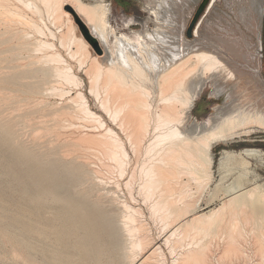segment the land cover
Returning a JSON list of instances; mask_svg holds the SVG:
<instances>
[{
	"label": "bare ground",
	"instance_id": "6f19581e",
	"mask_svg": "<svg viewBox=\"0 0 264 264\" xmlns=\"http://www.w3.org/2000/svg\"><path fill=\"white\" fill-rule=\"evenodd\" d=\"M20 1H16L18 7L22 4ZM57 1L45 0L44 7L48 13L51 11L47 15L51 16L53 25L60 20L61 15L67 17L66 32H62L61 29L58 34L48 26H44V29L34 21L35 19L26 16L28 19L25 21V15L20 13L22 11L16 9L12 11L14 6L10 4V0H0V7H4L9 14L22 18L23 22L25 21L23 25L26 26L20 30L17 29L18 26L14 27L18 31L13 30L11 26L5 28L13 20L7 18L10 22L5 24L4 31H0V131L7 140H14L17 137L21 138L20 135L23 137L21 133L16 137L17 132L26 133L24 127H27L25 137L27 139L21 138L25 139L21 142L15 140L18 142L15 143L18 144L15 154L25 158L22 163L27 164V167L23 169L27 173V181H30L29 184L33 187L31 191L33 194L30 195L27 205L30 232L34 230L41 236L54 238L57 246L52 247L50 253L57 264H68L70 252L65 246L69 235L76 236L75 241L70 244L73 246L77 264H96L106 256L110 264H211L207 254L208 244L203 242L200 235L211 236V233L217 235L219 232L226 239L223 255L231 256L232 252V256L237 257L239 254L233 255V252L242 251V247L250 243L249 241L245 243L244 237L250 230L255 231L253 227H250L249 231L245 230L246 220H254H250L247 216L249 214L241 208L243 209L244 205L250 206V201H253L254 197L258 202L264 203V187L255 184L249 190L236 193L238 186H235V190L231 188V193L228 192L229 194L218 204L209 207L207 212L196 214L193 208L198 201H192L188 180L194 179L198 186L207 184L212 173V148L219 144L227 145V142L240 137L242 133L248 134L254 130H250V127L255 125L264 127V109L253 113L238 108L224 113L218 112L217 116L215 115L216 119L213 114L203 122H193L192 134L196 132L194 127L199 129L193 135L190 132L181 133L176 128V125L185 121L186 117L189 118L195 100L203 89L204 81H207L199 79L202 78L201 73L205 74V78L213 77L211 78L213 81L219 72L227 67L217 51L222 47L227 49L229 44L223 40L224 38L216 36L213 40L210 33L203 36V39L200 38L201 40H191L184 36L187 23L199 0H149L144 9L153 17L152 21L156 23V27L149 30L147 25L140 31L116 34L112 41L108 36L110 32L106 30L108 26L106 16L110 3L94 0L97 3L86 4L82 0H70L76 15L98 40L104 51L103 55L98 53L97 45L94 48L84 39L83 34L77 30L71 14L60 12L57 4L56 8L54 7L53 3ZM24 2L25 7L22 5L20 9L29 8L28 10H33L31 12H38L34 0ZM247 3L249 5L247 16L256 20L258 28L257 42L252 45L253 72L257 81L264 86L257 51L264 0H247ZM8 5L12 6V10L8 9ZM5 13L3 12V15ZM1 19L0 22L3 21ZM131 23L134 24L129 20L127 26L130 27ZM147 23L148 21H145L143 25ZM27 26L40 36L48 31L46 33L52 41L48 38L31 41L33 35H28ZM195 27L193 35L200 37L206 27L202 21ZM85 33L86 38L94 44L96 40L89 37L87 31ZM35 36L32 39H35ZM55 41L61 48L64 46V50L67 48L65 55L69 54V57H66L79 58L76 59L77 68L63 58L59 49L55 50ZM20 60L25 62L21 61L22 64ZM72 61L75 63V60ZM214 82L216 85L221 84L217 80ZM88 94L96 100L98 110H101L102 114L91 108ZM56 96L60 102L49 99ZM19 106L27 108L20 110ZM11 109H14V112L10 111ZM10 112L13 114H9ZM17 112L20 114L14 117V113ZM17 125L21 128L17 129ZM21 129L25 132L20 131ZM72 129L79 133L74 135ZM157 129L162 131L157 132ZM61 137L70 139V146L66 147L68 154H75L78 143L90 144L97 147L102 156H106L115 164L120 176L127 169L130 170L128 171L130 176L125 181V187L129 191L127 192L134 200L131 188L134 181H137V190L142 202L144 206L146 205L150 218L159 225L156 235L145 222L143 210L140 206L131 204L130 198L128 201L114 191L96 190L95 185L97 188H104L100 182L99 170L93 172L100 176L97 180L101 186L96 183V176L93 174L95 183L92 182V178H82L83 187L75 188L74 184L70 186L71 179L68 176L56 173L52 169H43L40 165L42 162L51 165L55 158L63 154L60 147L55 144ZM77 149V152H86ZM256 152V149L248 148L239 151L221 148L217 160L218 173L224 178L232 171L237 157H251ZM245 162L242 160V164L246 166L248 162L247 164ZM244 165L241 167H245ZM105 166L107 168L108 165ZM238 170L241 172L243 168ZM240 172L239 175L242 173ZM185 177L188 179L185 180ZM88 179L91 182H88ZM229 214L231 217L229 216L226 223L233 219L226 227L223 221L224 218L227 220ZM259 214L264 218V212ZM259 219L261 218H257V222ZM221 222L223 223L220 225ZM218 225H224V228ZM218 227L222 231L220 229L217 232ZM262 239V242L259 240L260 244L264 243V236ZM42 242L39 240L40 245ZM262 244L260 246L257 244L259 246L257 253L262 262L253 259L251 255L254 254L247 255L244 252L247 248L243 250L245 254L240 252L241 257L248 259L247 264H264ZM27 248L38 249L33 244H27ZM260 248L263 249V253H260ZM230 256L227 258L228 261ZM20 257L21 260L24 259L23 256ZM219 259L214 258L215 264L226 263ZM27 262L37 264L36 260L29 256Z\"/></svg>",
	"mask_w": 264,
	"mask_h": 264
},
{
	"label": "rangeland",
	"instance_id": "374dc122",
	"mask_svg": "<svg viewBox=\"0 0 264 264\" xmlns=\"http://www.w3.org/2000/svg\"><path fill=\"white\" fill-rule=\"evenodd\" d=\"M10 1H11L10 4L14 7L12 10V6H9L10 5L9 4L8 9H10L12 11H15L14 9H16V11L17 10L22 11V12H20V11L19 12L22 15H25V18H24L25 21L28 18L33 19V20L35 19L34 21L37 24H39L41 27H43L44 29H45L44 26H46V27L48 26L50 30L56 32L57 34H58L59 30L61 31V29H62V32H66V29H67L66 27L68 26V22L66 21L67 17L61 15V17L59 18L60 20H58L56 22V24L53 25L52 23H54V22L52 21V18H50L51 16H48L51 13V11H50V13H48L46 10V7H44V5H45L44 1L45 0H40V1L34 0L36 6L38 7L37 11L40 13L31 12L33 10H28L29 8H27V10H25L24 8L20 9L22 7V5H23V7H25L24 0L23 1L18 0V2L20 1L22 3L21 5H19L20 8L18 7V4H17L18 2H16L17 0H10ZM41 1L44 2V4ZM82 1L86 4L97 3V2H94V0H82ZM101 1H104L105 3H108V4L110 3L108 5L109 10H108V13L106 16V20H107V24H108L106 30H108L110 32V34L108 33L109 34L108 36H109V40H111V41L114 39L113 37L116 34L119 35L121 33H130L132 30L133 31H140V30H143L145 27H147V25H148V28H150L149 30H152L156 27V23L152 21L153 17L148 12H146V10L144 9V6L146 5V3L149 0H101ZM26 2H27V0H26ZM59 2H61V3H59ZM201 2H202V0H199L198 4L196 5L188 23H187V26L185 28L184 36L186 38L191 39V40H201V39H203L202 38L203 36H206L210 33L211 38L213 40L215 39L216 36L220 37L222 39L224 38L223 40H225L229 44L228 45L226 43L228 45V47L225 46V47H227V49L226 48L224 49V47H222L217 51H218V53H220L219 56L221 55L220 57L222 58L223 63L226 62L225 65L227 64V67L224 70H222V72L220 71L217 78L213 81L211 79L213 77L205 78L204 77L205 74L201 73L202 78H199V79L207 80L208 82L204 81V84L202 86L203 89H201L200 95L195 100V104L189 113V115H190L189 118L187 119V117H186L185 121L179 123L181 125L182 124L183 125L185 124V125L184 126L183 125L181 126L179 124L176 125L177 126L176 128L181 133L186 132V134H187V132H188V134H190V133L192 134L193 128L191 126H192L193 122H196V123L203 122V121L207 120L208 117H210V116L212 117L213 114H214L213 116L215 118V115L217 116L218 112L224 113L226 111H231L234 109L236 110L238 108L240 110L244 109L243 111L246 110V111H249V113H253L254 111L257 112L258 110L264 109V86L261 85V83H259L257 81L256 77L254 76L253 62H252L254 59L252 49H253L254 44H256V42H257L256 40L258 38V30H257L258 28H256L257 27L256 20H253V18L249 19L247 16L248 15V9H249L247 7V5H248L247 0H231V1L230 0H209L204 11L202 12V14L197 19V23L202 21V24L204 25V27H206V29L208 27L207 32H208L209 28H211L210 31L207 33L206 29L204 28V30H202L200 37H195L194 35L188 36L187 35V28H188L190 22L192 21V19L195 15L199 5L201 4ZM71 3H72V1H70V0H58L57 2H55L53 4H54V7L57 5H58V7L61 6L60 8L57 7L58 10L61 9V10H59L60 12L64 11V12H67L73 16L74 23H75V25H77V30L81 33V35L83 34L82 36L84 37L85 40H87L89 42V44L91 46L96 48V45H97V49L99 47L98 53L103 55L104 51H103L102 47L99 45L98 40L96 39V37L94 35L91 34L90 29L84 24L82 19L78 15H76V13L73 10V7L71 6ZM55 4H57V5H55ZM23 9H24V11H26V13L23 11ZM241 9H242V11H241ZM0 10H1L0 16H3V17H0V18H2L1 21L3 20L2 22H0V31H4L5 28H7V26L8 27L11 26L12 28L18 26L17 29H19V30L26 28V26L23 25L25 21L23 22L22 18H20L16 15L9 14L7 12V10L2 6L0 7ZM3 12L4 13L7 12V13H5L3 15ZM47 13H48V15H47ZM55 13H58V12H55ZM15 16L17 18H15ZM7 18L10 20L11 19H13V20H11V22H10V20H8ZM207 18H208V21H207ZM4 19L6 22L4 21ZM17 20L20 22H18ZM129 20H132V22H134V24L133 23L130 24V27L127 26ZM251 20H253V21H251ZM13 21L16 23H13ZM38 21H39V23H38ZM145 21H148V23L146 25H143ZM3 22H4V24H3ZM6 23H9V25L7 24L5 27ZM18 23H20V24H18ZM57 23H59V25ZM154 23H155V25H154ZM13 24H16V25L14 26ZM19 25L22 27H20ZM82 25H83V27H82ZM205 25H207V26H205ZM209 25H211V26L209 27ZM249 25H250V27H249ZM23 26H25V27H23ZM252 26H254V27H252ZM3 28H4V30H3ZM251 28H252L254 33L252 32ZM17 29L14 28L13 30H17ZM28 30L29 29L27 26V31ZM86 31H87V34L89 37L91 36V38H93V40L94 39L96 40L95 44H93L90 40H88L86 38V36H85ZM255 31H257V32H255ZM46 32L48 33V31H46ZM46 32H45L46 36L44 34V35H42L43 37L40 36L38 33L37 34L34 33L31 30H29V32H27V33H28V35L30 34V36L33 35L32 38L35 36L34 34H36L35 39H32L31 37H29V38H31V41H34V40L38 41V39L46 40L47 38L50 41H52L51 37H48L49 35ZM255 33H256V35H255ZM203 34H205V35H203ZM260 34H261L260 35V41H259V45L257 47V51H258L259 57H260V67H261L260 72H261L262 78L264 79V13H263V18H262L261 33ZM111 35H112V37H110ZM148 43H150V41H148ZM63 47L61 48L59 43L56 42L55 50L59 49L61 51V55L63 56V58H65L70 63L72 62L71 64L77 68L78 62L76 59H79V58L76 56L72 57L73 59L72 58L71 59L75 60V63H74V61H72L70 58H68L69 57L68 52L66 53L68 55H65V50L67 48H65V50H64ZM229 48H231L232 51H230L231 49L229 50ZM66 56H68V57H66ZM21 61H24V60H20V62ZM21 63L23 64V62H21ZM228 66L231 68H229ZM216 80L218 83H221V84L216 85L214 82ZM85 82H87L86 79H85ZM191 85H193V84H191ZM191 87H193V86H191ZM88 98H89L88 100H89V104H90L91 108L102 114L101 110H98L96 100H94L89 94H88ZM49 99L50 100L56 99L60 102L59 97H57V96L51 97ZM22 106H25V105H22ZM20 107L21 106H19L18 108H20ZM21 108H23V109H21ZM21 108H20V110H25L27 107H21ZM13 110L14 109H11L10 111H13ZM20 110H18V111H20ZM18 113L19 112L14 113V117H16V114H18ZM20 113H22V111H20ZM9 114H11V112ZM106 119H108V118L106 117ZM211 119L214 120L213 118H211ZM19 126L17 125L16 128L17 129L21 128ZM94 126H95V124H94ZM181 127H183V128H181ZM75 129H72V131H74V135H77L79 132L76 131ZM115 129L117 130L116 127H115ZM161 129L163 130V128H161ZM161 129H157V132L162 131ZM251 129H254V130H251ZM24 130L26 131V133L17 132L18 135H16V137L20 135L19 133L23 134V137H22V135H20L21 138L27 137V135H26L27 134V127H24ZM24 130L21 129L20 131H24ZM194 130H196V132H197V130H199V129H197V128L195 129V127H194ZM250 130L253 132L250 131L248 134L245 133L246 135L244 133H242L240 137L234 138L231 141L227 142L226 143L227 145L219 144V145L214 146L212 148V157H213V165L211 167L212 173H211V179L209 180V182L207 184H205V185L202 184L203 186H198L196 184V182L194 181V179L188 180V182H189L188 183L189 193H191L190 196L192 195V197H193V199L192 198L191 199H192V201H194V200L198 201L196 206H194V208H193L194 209L193 212H195L196 214L202 213V212H207L209 207H212V206L218 204L223 197H226V195L229 194L228 192L231 193V188H234L235 186H238V188H236V193H242L246 190H249L255 184H261V186L264 187L263 186L264 185V127L260 128L259 126L256 127V125H255V127L254 126L250 127ZM196 132L194 131V133H196ZM21 138L17 137L14 140H7L5 135L0 131V264H29V262H27V256H29V258L30 257L34 258L36 260L37 264H46V263L47 264H57L51 258L52 253H50V251L52 250V247L57 246L54 238H52L50 236H46V235L41 236V235H39L38 232H36L34 230L30 232L29 219H28V213H27V205H28V202L30 199V195L33 194L31 192L33 190V187L29 184L30 181H27V177H26L27 173L23 169V168L27 167V164L22 163L23 161H25V158H21L20 156L15 154V152L18 148V144H15V143H18V142H21L22 140L27 139V138H25V139H21ZM19 139H20V141H19ZM15 140H17L18 142ZM59 140H57L55 142V144H57L60 147V149L63 153L62 154L63 157H68V158L64 159L61 155L60 157L55 158L54 159L55 162L51 165H46V164H44L45 162H42L40 165L43 167V169H48V170L52 169V170L56 171V173H60L62 175L68 176L69 179H71L70 186H72L74 184L75 188L76 187L77 188L83 187V185H81L82 178L83 179L92 178V180H93L92 182L95 183V181H94L95 176H96V180H97V178H99L101 176L100 182H102L101 185H104L103 186L104 188H100L99 186H98L99 188H97V185H95L96 190H98V191L99 190L100 191H105V190L106 191L107 190L114 191L117 194H120V196L118 195L119 197L127 198L128 201H129V198H130V200H132V198L129 196L130 194H128V192H129L128 189L125 187V181L130 176V172H128V171H130L129 169H127V171H125L126 173L124 172L122 174V176H120L121 174L119 172H117L118 170L115 167V164L112 161L108 160V158H106V156H102L103 154L101 153V151L97 147L91 146L90 144H89L90 145L89 146L87 144L84 145L83 143H78L76 150H78L77 148H79V149H81V151L86 150L87 153L84 151L83 152H77L75 150V154L76 153H78V154H76V155L75 154H68L67 152H69V151H67L66 149L69 148V146H70V139L66 138V137H61ZM23 142H27V141H23ZM57 142H59V143H57ZM52 144L54 145V143H52ZM52 144H50V145L52 146ZM221 148H226V149L235 150V151H239L241 149L248 148V149H256L257 152H256V154L252 155L251 157H242V156H240L239 158L237 157L235 164H233L232 171L230 170L231 172L223 178L222 176H220V174L217 171V160L219 158V152H220ZM94 151H96L97 153ZM88 152H90V153H88ZM85 159H87L88 162H87V160L85 161ZM70 160H72L71 161L72 163H70ZM242 160L246 161L245 164H247V162H248V164L245 166L244 164H242ZM2 163H4V164H2ZM99 163H101V164H99ZM92 164L95 166H93ZM239 164H241L240 167L238 166ZM4 165H6V167ZM67 165H69V167ZM89 165H91V166H89ZM105 165H108L107 168ZM243 165L246 168L241 167ZM81 166H83V167H81ZM70 167H76L77 169L73 170ZM10 168H11V170H10ZM20 168H21V170H20ZM241 168H243V171H241L242 173L240 172V170H238ZM109 169H112V170H109ZM95 170H99V173H98L100 175L99 177L96 173L93 172ZM12 171H14V172H12ZM22 171H24V172H22ZM239 172L241 173L240 175H239ZM243 172H246V173H243ZM16 174L19 175V177H17ZM24 174H26V175H24ZM123 175H124V177H123ZM92 176H94V177H92ZM19 178H22V179H19ZM25 178H26V180H25ZM89 179H88V182H91V180H89ZM186 179H188V178L185 177V180ZM189 179H191V178H189ZM254 179H255V181H254ZM256 179H257V181H256ZM22 180H25V181H22ZM103 182H105V183H103ZM96 183H98V180L96 181ZM107 184H108V186H107ZM137 184H138L137 181H134V183L132 184L133 186L131 188L132 189L131 192L133 191L132 192L133 194L132 193L131 194H132V197H134L133 198L134 200H132L130 202H132L131 204L135 205L136 207L140 206L141 210H143L142 212L144 215L145 222L148 224V227L151 229V232L156 235L158 233V230H159L158 229L159 225L152 218H150L148 210L146 208V205L144 206V203L142 202V199H141V195L138 193V190H137L138 185ZM78 185H81V186H78ZM98 185H100V184L98 183ZM197 188H199V189L201 188V189L199 190ZM228 190H230V191H228ZM234 190H235V188H234ZM99 193H101V192H99ZM250 202H248V203H250V206L244 205L245 209L243 206V209L241 208V210L245 211L246 214H249V215H247V216H249V219L254 220V221L246 220L247 223L244 224L245 225L244 228H245V230L247 229L249 231L250 227L251 228L253 227L252 229H254L255 231L250 230L249 232H251V233H249L248 231H245L246 233L248 232V234H251V235L246 234V236L244 237V238H246L245 243H247L249 241L250 243H248V244H250V245L246 244V246H245L241 242L244 245V247H242V251H240V252L243 253L244 248L245 249L247 248L248 249V250L246 249L247 252H246V250H244V252L247 255L248 254L249 255L254 254L251 256L254 257L253 259L258 261V260H260L259 259L260 256H259V253H257V252H259V246L262 244V243L260 244L259 240L260 241L263 240L262 237L264 236L263 235L264 234L263 233L264 232V229H263L264 226H262L264 224V222H263L264 218L262 215L259 214V212H264V203L258 202L256 200V197H254V200L250 201ZM248 209H251V210H248ZM250 212H251V214H250ZM256 215H259V216H256ZM229 216L231 217V214L228 215L227 220L224 218L223 222H225L224 223L225 226L231 222V219H233V218H231L230 222L226 223L229 220L228 218H230ZM260 216H262V217H260ZM257 218H261L258 220L259 223L257 222ZM223 222H221L220 225ZM249 222H251V223H249ZM260 222L262 224H260ZM153 223H154V225H153ZM248 224H250V225L248 226ZM253 224L254 225L256 224V226H254ZM224 225H222V226L218 225V226L222 228ZM221 228H219V230L217 232H219ZM222 229H221V231H222ZM261 231H263V232H261ZM259 232H261L262 235ZM219 233H217V235L211 233V236H210V234H209V236L207 234L200 235L203 242L204 243L206 242V244H208L207 254L209 256V259H211V264H215L214 258L215 259L220 258L223 263L226 262L224 264H241V263L247 264L246 261H248V259L246 257L244 258V256L241 257L242 255L240 254L239 251L233 252V255H234V253L239 254V255L235 254L237 257L232 256V252H231V256L228 255V256H230L229 257L230 259L228 261V259H227L228 256L226 255V257H225V255H223L226 239L223 238L224 236L222 233H220V234ZM252 233L258 234L259 236L257 235L258 236L257 237ZM75 237H76L75 235H69V237L67 236V238H66L67 244L65 247L70 252L69 257H68L69 258L68 264H77L76 263V257L74 256V253H73V246H71V244H70L71 242L75 241ZM258 238H260V239H258ZM39 240L43 241L41 245L39 244ZM206 240L211 241V242H208ZM256 240H257V243H256ZM253 243H254V245H253ZM27 244H33L34 246L36 245L38 249L37 250H29L27 248ZM257 244H259V246H257ZM247 245H248V247H247ZM263 245H264V243L262 244V248H264ZM262 248H260V253L264 252ZM222 251H223V253H222ZM249 251H251V253ZM221 253H222V256H221ZM245 253H243V254H245ZM15 254H17V255H15ZM225 254H228V253H225ZM20 256H23L22 259L24 258L23 259L24 261L20 259L21 258ZM238 256H240V257H238ZM232 257H234V258L231 259ZM238 258H239V260H238ZM226 259L229 263L226 261ZM261 259H263V257H261ZM260 261L262 262V260H260ZM96 264H110V262L108 260V256H106L104 259H102L100 262H98ZM120 264H122V263H120Z\"/></svg>",
	"mask_w": 264,
	"mask_h": 264
},
{
	"label": "water",
	"instance_id": "95a60500",
	"mask_svg": "<svg viewBox=\"0 0 264 264\" xmlns=\"http://www.w3.org/2000/svg\"><path fill=\"white\" fill-rule=\"evenodd\" d=\"M209 0H202L201 4L199 5L192 21L190 22L188 28H187V35L191 36L193 35V30L197 24V19L199 18V16L202 14V12L204 11L205 7L207 6ZM95 44V43H94ZM99 51V49H97Z\"/></svg>",
	"mask_w": 264,
	"mask_h": 264
}]
</instances>
